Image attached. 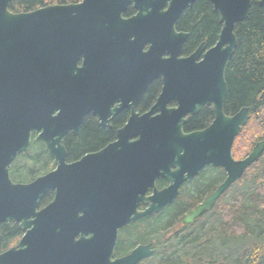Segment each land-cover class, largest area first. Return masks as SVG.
I'll return each mask as SVG.
<instances>
[{
	"label": "water",
	"instance_id": "95a60500",
	"mask_svg": "<svg viewBox=\"0 0 264 264\" xmlns=\"http://www.w3.org/2000/svg\"><path fill=\"white\" fill-rule=\"evenodd\" d=\"M196 1L81 0L12 13L8 11L12 0H0V48L14 50L9 75L0 76V222L69 220L80 238L73 240V248L68 250L64 247L71 237L66 240L61 233L53 235L49 243L55 246L51 254L56 264H138L152 255L153 244L138 245L125 256L113 258L119 229L172 204L181 185L200 169L221 167L225 180L182 220L183 225L194 222L210 211L264 152L263 139L244 158L234 159L233 144L250 110L242 107L233 115L224 113V74L237 46L234 28L246 19L251 0H207L221 25L216 42L203 54L205 43L191 56L180 58L188 34L176 31V23ZM257 5L264 7V0H258ZM129 6L135 14L125 18ZM145 46L148 50L144 53ZM45 48L62 50V67L31 62L28 57ZM87 48H96L97 64L89 63ZM82 53L87 54L85 64L77 68L74 56ZM201 54L202 60L196 63ZM117 61L121 70H147L149 79L158 77L162 82L158 102L146 115L132 114L117 131L115 143L68 164L61 137L68 129L76 132V127L63 124L62 119L74 115L72 101L59 99L47 88L54 84L49 80L58 76L64 82L76 76L90 79L91 73L97 76ZM170 100L177 103L176 108H166ZM65 103L68 110L61 111ZM203 105L212 108L210 125L184 133L186 113H196ZM153 111L158 115L151 117ZM32 134H37L35 142L44 144L55 168L28 184L16 185L9 178V165L28 150ZM158 180L168 185L159 190ZM49 190L54 191V198L36 212ZM141 204L146 205L144 210H139ZM42 228L60 229L34 226Z\"/></svg>",
	"mask_w": 264,
	"mask_h": 264
},
{
	"label": "trees",
	"instance_id": "16d2710c",
	"mask_svg": "<svg viewBox=\"0 0 264 264\" xmlns=\"http://www.w3.org/2000/svg\"><path fill=\"white\" fill-rule=\"evenodd\" d=\"M80 1L12 0L9 9L14 13L29 12L52 4ZM131 13L129 7L125 15ZM220 28L218 14L207 0H197L191 8H186L176 23L177 31L188 33L184 52L203 41L213 45ZM234 34L237 46L224 74L227 85L224 113L232 115L242 107L250 110L248 121L232 148L233 158L242 159L255 143L264 139V7L258 6L257 0H252L246 19L235 25ZM201 114L194 126L205 120L206 113ZM112 135V131L95 127L86 119L79 135L68 134L65 140L67 160L95 150ZM53 168L46 149L32 143L14 160L11 174L15 180L28 182ZM220 176L222 179L223 173ZM217 179L183 186L173 204L123 227L115 256L126 254L138 244L152 242V255L140 264H264V152L222 194L212 210L195 223L183 225L184 213L215 187L220 181ZM164 184L157 181L156 187L159 189Z\"/></svg>",
	"mask_w": 264,
	"mask_h": 264
},
{
	"label": "flooded vegetation",
	"instance_id": "af4514ba",
	"mask_svg": "<svg viewBox=\"0 0 264 264\" xmlns=\"http://www.w3.org/2000/svg\"><path fill=\"white\" fill-rule=\"evenodd\" d=\"M59 5H63V4H59ZM129 7H131L132 9V13L126 16L125 15L126 12H125L123 14V17L125 18H129L135 14L132 6ZM8 11L11 12L9 7H8ZM20 13H27V12H20ZM178 32H182V31H178ZM201 43H205V42L204 41L200 42L198 45L194 46L193 48H189L187 52H184V48H182L180 58H187L191 56L198 49ZM211 46H208L206 44L205 48L202 51V54L205 53L208 49H210ZM87 49L90 51L89 58L91 61H89V63L97 64L96 60L99 54L97 53L96 48H87ZM147 50H148L147 46L142 48V52L144 53ZM202 54L199 55L198 59L196 60V63H199L202 60ZM85 56H87L86 53H82L81 55L76 54L74 56V58L77 57L76 59L77 68H82V66L85 64L84 61ZM28 58L31 60V62H38L39 64H42V66L44 67L49 66V67L59 68L62 67V63H63V53L61 49L59 52H53L52 50L45 48L32 53L31 56H29ZM35 58H38L39 60H36ZM13 61H14L13 48H0V76L2 78L5 77V74L9 75V71L11 66L13 65ZM93 74L91 73L90 79L79 78L78 76H76L73 81L67 80L66 82L63 81L61 76H58L54 80H49L51 82H54L53 85L47 86V88L54 90L53 92L58 95L59 99L72 101L71 105H72V112L74 115H72L70 118L62 119L63 124L72 125L73 127H76V132H74L73 129H68L66 133L61 137L62 145L66 151V163L68 164L77 162L86 155L98 153L101 150L105 149L107 146L115 143L117 141V136H116L117 131H119L128 123L132 114H135L137 116H143L148 114L157 104L158 98L162 90V82L158 77L156 78L151 77V79H149L150 74L147 70H135L132 68L121 70L118 61L114 67H111L109 64V66L104 68L103 71L102 70H100V72L98 71L97 76ZM151 76H152V72H151ZM84 100H90L91 103L87 104L84 102ZM68 106H69L68 103L62 104L60 107L61 111L62 110L67 111ZM176 107H177V103L174 100H170L166 104L167 109H173ZM59 111L60 110H57L56 113H58ZM84 111L85 113L83 114ZM202 112L206 113L205 120L199 122L196 126H194L193 123H195L196 120L198 122L197 117H200V115H202L201 114ZM56 113L52 115L55 116ZM158 113H159L158 111H153L151 113V117L157 116ZM86 119H89L95 127L110 132L112 131L113 133L112 138L107 140L105 143L100 145L95 150H91L89 152L83 153L78 158L67 160V149L65 145V140L68 134H72L74 136L79 135L82 124ZM212 119H213V115H212L211 106L203 105L200 108V110H198L196 113H191V112L186 113V115L184 116V120L186 122L183 126V132L192 133V132L204 130L210 125ZM36 137L37 134L31 135V141L29 147L31 146L32 143L34 144L38 143L45 148L42 142L34 141ZM131 141H134V139H131ZM14 160L9 165V170H8L9 178L12 183L16 185L28 184L37 178V177L33 178L28 182H22L21 180H17V179L15 180L11 174V166ZM222 173L224 176L221 179L220 175H222ZM213 177H218L220 181L215 185L214 188H211L208 192L204 193L201 196V198L198 199L199 201L196 203L195 206H193L188 212L184 213L182 220L186 215L190 214L192 210H194L208 195L214 192V190L225 180L226 175L221 167H213L209 165L204 167L203 169H200L198 173L194 175L189 181H186L181 185L180 188H182L183 186L189 187L195 181H201L203 179L210 180ZM219 179H217V181ZM158 181H163L165 183L164 186L159 188V190L165 188L168 185V183L164 180H158ZM149 194L150 193H147L146 195L148 196ZM53 198H54V191L49 190L48 193L45 194L44 197L40 200L39 205L36 208V212H39L44 208H46V206L52 201ZM145 208L146 205L141 204L139 206V210H144ZM201 216L195 219L194 222L187 225H191L195 223ZM68 221L69 220L61 221V222H49L46 220H41L39 222H35L34 218H27L24 220L18 219V220L0 222V264H56V261L52 258V254H51V252L55 249V246L49 243L53 239V235L57 233H61V235L64 236L66 240H69V238L71 237V242H69L64 247L65 249L68 250H72L73 248L72 241L73 240L78 241L80 238V234L73 229L75 227L73 223ZM37 223L41 227H47L51 225V226L60 227V229L51 230V231H47L44 228L34 229V226ZM69 226L71 227L70 230L67 229ZM121 229L118 230L116 245L121 235V231H120ZM84 238L87 239L88 235H85ZM149 243L152 242H148L145 244H149ZM145 244H138V245H145ZM134 248H132L130 251H132ZM129 252H127L126 254H128ZM126 254L122 256H115V249H114L113 258H120L125 256ZM97 258L102 259V256L97 255ZM141 262L142 261H140L138 264H140Z\"/></svg>",
	"mask_w": 264,
	"mask_h": 264
},
{
	"label": "bare ground",
	"instance_id": "6f19581e",
	"mask_svg": "<svg viewBox=\"0 0 264 264\" xmlns=\"http://www.w3.org/2000/svg\"><path fill=\"white\" fill-rule=\"evenodd\" d=\"M261 141V140H260ZM259 142V141H258ZM256 144V143H255ZM253 148V147H252ZM252 150V149H251ZM206 213V212H205ZM153 244V243H152ZM143 261V260H142Z\"/></svg>",
	"mask_w": 264,
	"mask_h": 264
}]
</instances>
